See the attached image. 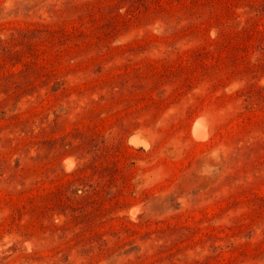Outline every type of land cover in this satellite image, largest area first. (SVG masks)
Wrapping results in <instances>:
<instances>
[{
	"label": "rangeland",
	"instance_id": "1",
	"mask_svg": "<svg viewBox=\"0 0 264 264\" xmlns=\"http://www.w3.org/2000/svg\"><path fill=\"white\" fill-rule=\"evenodd\" d=\"M0 246L264 264V0H0Z\"/></svg>",
	"mask_w": 264,
	"mask_h": 264
},
{
	"label": "bare ground",
	"instance_id": "2",
	"mask_svg": "<svg viewBox=\"0 0 264 264\" xmlns=\"http://www.w3.org/2000/svg\"><path fill=\"white\" fill-rule=\"evenodd\" d=\"M204 118V117H203ZM206 123H205V121H204V119H202V118H198V120H197V123L195 124V128H194V133H195V135L194 136H196V138H198V139H205L207 136H208V134H209V132H208V128L206 127ZM210 126V125H209ZM210 130V129H209ZM211 132V131H210ZM135 138V137H134ZM133 138V139H134ZM137 139V137L135 138V141H138V140H136ZM66 159V158H65ZM67 160V159H66ZM70 162V161H69ZM71 163V162H70ZM70 165V164H69ZM75 166V165H74ZM71 169V168H70ZM0 248H1V246H0ZM3 255V254H2Z\"/></svg>",
	"mask_w": 264,
	"mask_h": 264
}]
</instances>
